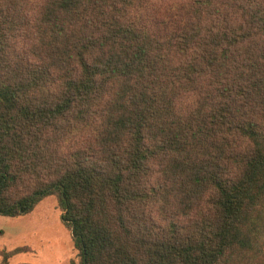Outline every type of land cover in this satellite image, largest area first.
I'll use <instances>...</instances> for the list:
<instances>
[{
  "label": "trees",
  "instance_id": "obj_1",
  "mask_svg": "<svg viewBox=\"0 0 264 264\" xmlns=\"http://www.w3.org/2000/svg\"><path fill=\"white\" fill-rule=\"evenodd\" d=\"M50 195L79 264H264V0H0V215Z\"/></svg>",
  "mask_w": 264,
  "mask_h": 264
},
{
  "label": "rangeland",
  "instance_id": "obj_2",
  "mask_svg": "<svg viewBox=\"0 0 264 264\" xmlns=\"http://www.w3.org/2000/svg\"><path fill=\"white\" fill-rule=\"evenodd\" d=\"M61 215L53 195L42 199L24 216L0 215V251L26 249L6 264H79L71 231L63 224ZM0 264H4L1 256Z\"/></svg>",
  "mask_w": 264,
  "mask_h": 264
}]
</instances>
